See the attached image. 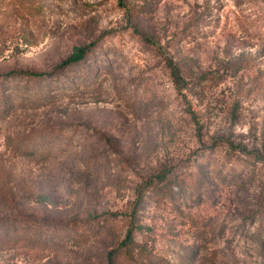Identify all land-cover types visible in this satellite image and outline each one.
Masks as SVG:
<instances>
[{
  "label": "rangeland",
  "instance_id": "obj_1",
  "mask_svg": "<svg viewBox=\"0 0 264 264\" xmlns=\"http://www.w3.org/2000/svg\"><path fill=\"white\" fill-rule=\"evenodd\" d=\"M113 250L264 264V0H0V264Z\"/></svg>",
  "mask_w": 264,
  "mask_h": 264
},
{
  "label": "trees",
  "instance_id": "obj_2",
  "mask_svg": "<svg viewBox=\"0 0 264 264\" xmlns=\"http://www.w3.org/2000/svg\"><path fill=\"white\" fill-rule=\"evenodd\" d=\"M90 47L91 46H84V47L75 48L74 51H73V53L69 57V59H67L66 62H63L61 64V66H64V65H66L68 63L74 64L76 62H79L80 60H82L85 57L86 53L89 52ZM27 74H29V75H35V76H39V77H43V75H44V74L36 73V72H29ZM158 177L160 179H164L165 174L164 173H161V174L158 175ZM135 227H138V226H134L133 224H131L130 232H132ZM123 247H126L127 248L128 246L127 245H124ZM116 252H117L116 250L110 251V253H109V263L110 264H113L112 261H114V257H115ZM126 252H127V250H125V253Z\"/></svg>",
  "mask_w": 264,
  "mask_h": 264
},
{
  "label": "bare ground",
  "instance_id": "obj_3",
  "mask_svg": "<svg viewBox=\"0 0 264 264\" xmlns=\"http://www.w3.org/2000/svg\"><path fill=\"white\" fill-rule=\"evenodd\" d=\"M236 64V63H235ZM233 65V64H232Z\"/></svg>",
  "mask_w": 264,
  "mask_h": 264
}]
</instances>
